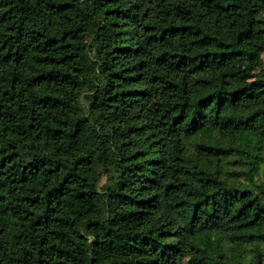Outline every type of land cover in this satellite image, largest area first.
Wrapping results in <instances>:
<instances>
[{
	"label": "trees",
	"instance_id": "trees-1",
	"mask_svg": "<svg viewBox=\"0 0 264 264\" xmlns=\"http://www.w3.org/2000/svg\"><path fill=\"white\" fill-rule=\"evenodd\" d=\"M262 53L264 0H0V264H264Z\"/></svg>",
	"mask_w": 264,
	"mask_h": 264
},
{
	"label": "rangeland",
	"instance_id": "rangeland-1",
	"mask_svg": "<svg viewBox=\"0 0 264 264\" xmlns=\"http://www.w3.org/2000/svg\"><path fill=\"white\" fill-rule=\"evenodd\" d=\"M263 63H264V53H262ZM257 68V67H256ZM262 200L264 199V196L261 195Z\"/></svg>",
	"mask_w": 264,
	"mask_h": 264
}]
</instances>
